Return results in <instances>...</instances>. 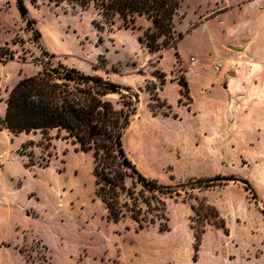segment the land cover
<instances>
[{
    "label": "rangeland",
    "instance_id": "obj_1",
    "mask_svg": "<svg viewBox=\"0 0 264 264\" xmlns=\"http://www.w3.org/2000/svg\"><path fill=\"white\" fill-rule=\"evenodd\" d=\"M31 1L24 3L33 30L21 18L17 0H0V55L14 56L0 62V120L6 114L1 106L16 85L45 68L65 66L101 76L121 86L127 102L129 89L139 92L120 82L143 84L150 113L141 107L131 117L134 123L125 130L123 144L140 173L169 187L172 197H163L169 231L156 225L137 232L130 218L110 221L96 196L92 153L76 151L64 132L49 131V143L40 131L14 135L2 128L0 264H264V21H242L248 33L225 50V69L244 79L242 91H232L230 97L223 89L210 95L199 92L194 106L190 90L183 93L181 102L198 116L185 120L195 129L180 134L157 89L172 79L186 80L185 69L174 59L172 73L164 74L159 54L138 41L146 30L139 32L137 21L135 31L125 29L120 19L115 26L96 28L94 20L104 21L92 7ZM199 7L182 0L175 24L191 28L209 14ZM206 61V78L212 82L223 62L214 56ZM121 94L107 98L118 110L123 107ZM209 180L214 181L206 186ZM218 214L225 230L215 225L221 224L212 218ZM204 216L211 223L198 241L195 234L203 229L199 218Z\"/></svg>",
    "mask_w": 264,
    "mask_h": 264
},
{
    "label": "trees",
    "instance_id": "obj_2",
    "mask_svg": "<svg viewBox=\"0 0 264 264\" xmlns=\"http://www.w3.org/2000/svg\"><path fill=\"white\" fill-rule=\"evenodd\" d=\"M54 1L57 6L69 3L84 10L94 8L104 21L101 24L94 20L96 28L115 26L116 20L120 19L125 29L135 31L137 19L145 18L152 26L138 41L151 52L159 54L158 59L164 50L175 47L174 44L177 45L185 36L183 33L176 34L175 29L182 0ZM31 2L37 3L36 0ZM17 9L26 21L27 28L33 30V21L28 18L29 9L24 0H17ZM8 59L14 60V56L10 55ZM8 59L1 53V63L6 64ZM93 69L98 70L95 66ZM179 84L183 93H189L186 80H179ZM121 90V86L108 79L84 74L76 68H45L36 76L22 79L10 92L5 117L0 120V131L2 128L7 129L14 135L40 131L43 140L49 143L52 141L49 131L64 132L65 139L76 146V151L92 153L96 196L105 205L110 221L119 223L130 218L136 224L137 232L156 225L161 232H167L169 217L163 197H172V194L168 192L169 187L140 173L125 151L123 135L130 125L131 117L137 113L140 99L138 93L129 89L130 101L127 102ZM112 94L122 95L121 109H116L107 99ZM166 106L170 110L171 107L168 104ZM34 144V141L29 143ZM128 180H131L130 186ZM213 181L209 180L206 186H210ZM192 210L199 215L196 207L193 206ZM212 218L220 220L221 224L215 223L217 227L226 229L219 214ZM199 221L204 226L199 236L195 234V238L201 241L206 232L205 226L211 220L204 216ZM194 262H197L196 257Z\"/></svg>",
    "mask_w": 264,
    "mask_h": 264
},
{
    "label": "crops",
    "instance_id": "obj_3",
    "mask_svg": "<svg viewBox=\"0 0 264 264\" xmlns=\"http://www.w3.org/2000/svg\"><path fill=\"white\" fill-rule=\"evenodd\" d=\"M193 3L198 7L203 6L208 9L209 14L203 18L199 17V20L194 22L191 28L183 27L179 23L175 24V29L182 31L185 36L178 42L175 50L170 48L162 53L158 66L167 75L171 74L174 69V59L181 61L193 100L192 105L194 106L199 92L210 95L217 90L223 89L224 95L230 97L232 91L236 95L242 91L240 87H244V79L240 75L230 73L225 69V65L229 61L225 50L231 45L241 42L239 39L248 33L247 30L243 29L242 21H264V0H193ZM137 23H139V32H143L152 26L145 18H138ZM260 34L264 36V30H261ZM210 56L220 58L223 62V70L220 76L212 82L206 78L210 71L206 59ZM234 57L238 59L239 56ZM191 58L194 59L193 62ZM143 81L146 83L145 79ZM120 83L127 85L131 89L137 88L140 99L137 113L141 107H145L144 111L150 113V95L144 89H141L143 84L134 86L132 82L123 81ZM207 86H210L211 89L209 90ZM157 96L171 107L173 121L177 123L175 126L179 128L176 131L177 133H187L195 129L185 125V120L188 117L191 115L197 117L198 115L194 114V108L192 109L190 105H184L181 102L183 99V88L179 81L175 79L167 81L157 89ZM1 110L6 111L5 101L1 106ZM165 117H163L164 121H168L170 118V116ZM133 123L134 121L131 118L128 128H131ZM165 127L166 125L163 126V128ZM163 128L155 127L157 130H167V128H165L166 130ZM30 135L34 134L31 133ZM38 136L39 134L34 137Z\"/></svg>",
    "mask_w": 264,
    "mask_h": 264
},
{
    "label": "built area",
    "instance_id": "obj_4",
    "mask_svg": "<svg viewBox=\"0 0 264 264\" xmlns=\"http://www.w3.org/2000/svg\"><path fill=\"white\" fill-rule=\"evenodd\" d=\"M193 61H194V59H192V62ZM220 67H221V65L216 66V70L219 71L220 70Z\"/></svg>",
    "mask_w": 264,
    "mask_h": 264
}]
</instances>
